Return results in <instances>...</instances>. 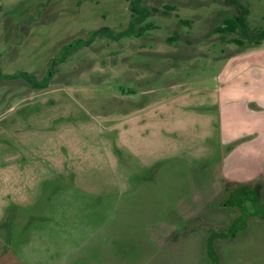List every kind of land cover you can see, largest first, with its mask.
<instances>
[{
  "label": "rangeland",
  "instance_id": "374dc122",
  "mask_svg": "<svg viewBox=\"0 0 264 264\" xmlns=\"http://www.w3.org/2000/svg\"><path fill=\"white\" fill-rule=\"evenodd\" d=\"M236 14L240 31L214 32ZM102 27L118 36L70 53ZM49 68L41 89L6 76ZM211 92L213 129L196 114ZM76 132L90 171L39 170L16 206L0 201V264H264V0H0L3 158L30 135L58 171Z\"/></svg>",
  "mask_w": 264,
  "mask_h": 264
},
{
  "label": "crops",
  "instance_id": "0c3cea01",
  "mask_svg": "<svg viewBox=\"0 0 264 264\" xmlns=\"http://www.w3.org/2000/svg\"><path fill=\"white\" fill-rule=\"evenodd\" d=\"M212 93L213 92H211L207 98L206 97H200L201 101L199 102V106L203 104V101H205L209 108L211 106H214L216 109L213 107L212 110H209V108L205 109L206 107L203 106L202 112H196L197 115H205L204 111H208V118L210 120H208V118H207V121L209 123V124L207 123V127H209V129H211V128L213 129V125L214 126L217 125L216 120L219 118V113H218L219 104L218 103H219L220 98L218 95H216V93H214V94H212ZM197 117H200V116H197ZM135 118H138V119L140 118V122H143V120H144L143 117H140L139 115L135 116ZM56 119H58V118H56ZM61 120L64 121V120H66V118L62 117ZM61 120L58 119V121L52 122L51 127L57 128L58 125H61L63 123ZM78 120H79V122H78ZM213 120H214V122L212 124H210L209 121H213ZM15 123H18L17 119H16ZM47 123H49V122H47ZM67 123H69L70 125H82V127H84L85 129H87L89 131V132H86V134L87 133L90 135L96 134L97 137H99V134H101L100 128L95 127L94 124H92V126H94V127H89L88 120H86L84 118L78 117L76 119L69 120ZM200 124H203V122ZM21 125L24 128L25 127V121H22ZM31 128H32V126H30L29 128H27V126H26V130H30ZM49 129H50V127H49ZM102 132L107 133L104 130ZM4 133H6L5 138H7V136H9L10 138H13V137H11V135H9L10 133H8L6 130L4 131ZM76 133H77V135H75V138H73V139L76 141L75 144H76V147L78 148V150H76L75 147H72L73 149H71V150H68L67 148L62 147L61 150H62V152H64V155L68 154V156H67L68 160H66L67 162L65 163V166H63L62 168L59 167L60 170H58V171H57L56 167H53L46 160H41L40 157L37 156L36 151L39 150L40 148L38 147V144H36L35 141H32V143H31L32 146H30V145L26 146L25 140L29 139L28 137L30 135H28L27 139H24V140H23V138H18V137L16 139V143H17V150H15V156H16V161H17V162H15L16 164H12V163L9 164V163H7L6 159L3 158L4 155L13 156L14 154H12V153L6 154L5 153L6 149L0 150V154L2 156V161H3V163H0V201L7 202V203H8V201H10L12 205L16 206V204H18L20 202L22 196H24V194L27 195V193L25 192V190L28 187L27 185L31 184V186L34 189L35 183L39 182L38 179H39V177H42V176H40V175L38 177L34 176V174L37 173V171H39V170L47 172L48 173V179H50L52 181L53 180L62 181V180H64V178H68V179H72L73 182H77L79 179H81L82 175H77L79 171L87 169L86 172H89L92 165L91 164L90 165H83V163H84L83 159H85L86 155H85L84 151H82L83 150L82 147H79L80 146V144L78 142V140L80 138L79 132H76ZM71 134L74 135L75 133H73V131H72ZM110 134H112V133H110ZM72 135H70V136L72 137ZM32 136H33V134H32ZM41 136H44V134H42ZM41 136H40L39 140L42 139ZM10 138L4 139L5 142H8L9 140H11ZM108 139L112 140L113 138H108ZM113 140H114L113 143H111L112 144V148H111L112 151L114 150V148L115 149L117 148V143L115 142V140H116L115 137ZM221 144H222V142H221ZM104 145H105V142H104V144L103 143L101 144V147ZM0 146L3 147V145H0ZM40 146H41V143H40ZM94 146H96V145H94ZM44 151L47 152L48 156H50V157H52L54 155L53 153L55 152V151H51V149H47ZM202 152L207 154L206 151H202ZM69 155H70V157H69ZM19 156L27 157L28 160H23L22 162H20ZM34 159H36L40 163L37 165L33 164L32 162L34 161ZM24 173L26 175H24ZM86 174L87 175L85 176V178L91 177V176H89L88 173H86Z\"/></svg>",
  "mask_w": 264,
  "mask_h": 264
},
{
  "label": "trees",
  "instance_id": "16d2710c",
  "mask_svg": "<svg viewBox=\"0 0 264 264\" xmlns=\"http://www.w3.org/2000/svg\"><path fill=\"white\" fill-rule=\"evenodd\" d=\"M130 9L134 14H137L138 16L135 17L137 18L136 23H138L139 19L143 18V13H139L137 10V5L134 6V1H131V5H130ZM135 15H133L134 17ZM140 28L144 30V26L140 25ZM241 28V21H240V16L238 14L236 15H229L226 16L225 18H223L222 20V24L219 25L218 27H216L214 29V32L216 33H220V34H227V33H235L240 31ZM105 32H103V31ZM99 35H107L106 37L109 38H113L115 39L118 35H116V32L114 33V31L108 27H102L99 30H95L91 32V35H89L88 39H84L83 41L80 42L81 39H78V42H75V46L70 50V53L72 51L77 50L80 47L86 46L88 45L91 41H93L94 38H96ZM230 42H236L238 44H242V40L240 39H231ZM73 45V42L71 43ZM53 69L49 68L47 70V72L41 77L38 78L36 75H34L33 73H27V72H19V73H15V74H7L6 76L8 78H20L23 77L25 84L29 85L30 88H35V89H41V88H45L50 84V81L53 77ZM255 201V199H254Z\"/></svg>",
  "mask_w": 264,
  "mask_h": 264
}]
</instances>
